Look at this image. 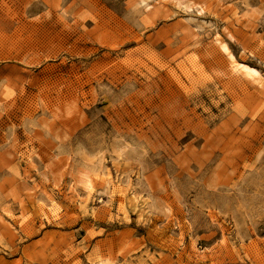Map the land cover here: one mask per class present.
Returning <instances> with one entry per match:
<instances>
[{
  "label": "rangeland",
  "instance_id": "1",
  "mask_svg": "<svg viewBox=\"0 0 264 264\" xmlns=\"http://www.w3.org/2000/svg\"><path fill=\"white\" fill-rule=\"evenodd\" d=\"M0 264H264V0H0Z\"/></svg>",
  "mask_w": 264,
  "mask_h": 264
},
{
  "label": "bare ground",
  "instance_id": "2",
  "mask_svg": "<svg viewBox=\"0 0 264 264\" xmlns=\"http://www.w3.org/2000/svg\"><path fill=\"white\" fill-rule=\"evenodd\" d=\"M217 44L219 46V49L223 52V54H225L227 56L228 65L226 67H228L229 73L237 74V75L240 74L245 79L250 80V81L256 83L257 85L260 84L261 79L257 75V72L254 69L248 67L247 65L240 64V63L236 62V60L233 58V56L228 52L224 43L218 42V43H216V45Z\"/></svg>",
  "mask_w": 264,
  "mask_h": 264
}]
</instances>
